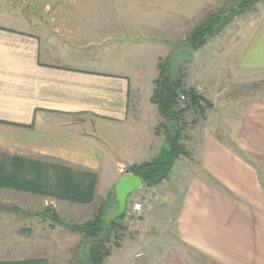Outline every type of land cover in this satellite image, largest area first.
Listing matches in <instances>:
<instances>
[{"label": "crops", "instance_id": "obj_1", "mask_svg": "<svg viewBox=\"0 0 264 264\" xmlns=\"http://www.w3.org/2000/svg\"><path fill=\"white\" fill-rule=\"evenodd\" d=\"M165 2L170 5L155 0L149 9L170 12L177 21L190 13L178 10V0ZM66 3L0 0V151L50 161L49 173L63 166L95 174L89 205L99 206L126 169L160 154L161 116L151 103V125L140 124L124 63L131 44L123 33L115 35L111 21H72L81 7L72 11ZM259 11L250 27L237 26L239 36L226 39L223 66L238 76L264 75V1ZM197 94L213 106L201 119L196 110L191 123L185 119L189 157L179 156L159 184L143 185V200H132L145 204L141 215L124 218L129 228L102 264H264V99L235 105L224 95L215 108L213 97ZM99 134L118 144L124 160H115ZM101 177L106 183L100 188ZM14 195L11 202L0 199V264H71L81 235L35 214L52 207L62 218H75L74 212L88 211L86 204Z\"/></svg>", "mask_w": 264, "mask_h": 264}, {"label": "rangeland", "instance_id": "obj_2", "mask_svg": "<svg viewBox=\"0 0 264 264\" xmlns=\"http://www.w3.org/2000/svg\"><path fill=\"white\" fill-rule=\"evenodd\" d=\"M154 1L155 0H66V5L70 7V10L72 11H74L72 8L75 9L77 7H81V9H88L92 5L87 12L81 11L80 8H77L76 11L78 12H74L71 15L72 21L81 22L86 25L89 23L111 21L115 24L114 34L120 36V34L123 33V37L131 44L130 58L124 60V63L132 83L133 91L131 100L138 103V109L136 110L139 111V115L141 117L140 124L142 123L143 127L146 125L149 127L152 119L154 118V112H151L154 106L151 105L150 97L154 90V81L159 77L158 64L167 65L166 63H168L173 73H176L177 68L180 67L182 87L188 91L191 90V87L189 86V84H191L193 89L196 90H193L194 92H200V94L206 93L207 95H210L217 101L215 108L220 106L218 101L221 99L220 97H224V95L228 96L229 99H231L230 102H233L235 105H238L239 102H246L253 97L264 99V75H256L254 77L238 76L235 72H232L231 68L223 66L225 61V43L227 37H231V39H233L236 35L239 36V32L236 30L237 26L242 29L245 25L248 26L249 23L252 24L257 21V18H259V10L261 9V3L264 0H261L253 6H250L236 14L231 19L229 24L226 25V29L225 26L218 34L207 36L204 44L198 49L200 51L189 55L186 54L188 53V48L186 47L188 42L186 39L191 35L193 30L198 26H201L202 23L207 20L209 15L228 7L234 8L236 6L231 4L242 0H178V10L186 9L190 12L188 13V16H184V14L183 16H180V20L178 21L171 17L170 12H153L150 10V5H152ZM165 1L166 0H163L162 5L169 6V2L167 3ZM186 1L188 3H186ZM184 2L185 5L181 7ZM95 6H97V13L93 10V7ZM118 24L119 26H123V30L118 27ZM185 57L187 58L186 61ZM200 87L203 89L204 93L198 90ZM208 102L212 108L213 104L210 101ZM201 104L204 106L206 105L205 102H201ZM211 108L205 110L204 116ZM195 110L194 106H190L186 109L184 119L188 120L187 123L192 122V111L194 112ZM217 110L218 109H216L212 115H216L217 112L219 113ZM197 114L198 115L195 118L201 119L202 115L199 113ZM187 128H185L182 133L183 138L181 142L186 153L185 156L189 157V146L187 141L184 139L187 134ZM158 133L162 135L161 132ZM99 138L101 139L98 140L99 143H105L103 146L105 149L107 147L110 151H113L115 160H124L122 152L118 148V144H112L108 135L99 134ZM107 139H110L109 142ZM0 155H3L5 158L11 157V155L5 151H0ZM15 157L18 156L15 155ZM0 159H2V157H0ZM41 159L34 158L32 160L49 165L50 161H42ZM177 164V168L180 167V169L186 166V163L182 158L177 161ZM33 173L34 172H29L25 174V177H27V179L33 178ZM51 174L52 173H48V177H51ZM105 183L104 178L103 180L100 179V188L104 187ZM98 191L100 192V189ZM107 191L108 190L106 189L103 190L101 194L103 199L105 198ZM14 192L24 191L0 187L1 201L7 203L14 200L16 195H14ZM95 192L96 190L94 191L92 201L96 196ZM139 192L140 190L134 191L128 197L127 205L129 204V208L132 206V200L138 198L143 200V196L138 195L140 194ZM40 198L43 199L44 197L37 196V199ZM111 198H113V191ZM92 201L88 203H78L86 204L84 207L88 208V211L87 209L85 211L86 215H83L81 211L74 212L75 218L78 219L70 217L64 218L65 221L82 223L92 219L95 207L98 206L97 201L95 204L90 206L89 204ZM113 202H110L108 206L109 210L116 208V204ZM78 204L73 205L71 203V207L77 206V208H81ZM100 204L101 203H99V205ZM139 215H141V213ZM120 224L123 225V227L125 226L126 219H124V217L120 221ZM125 227L124 230L126 229ZM122 235L123 231H120L118 235L119 238H116L118 242L120 241V237ZM113 240L108 245L110 248V254L112 249L116 247L114 246ZM160 243L162 246V239L160 240ZM163 245H165V247L168 246L167 242H164Z\"/></svg>", "mask_w": 264, "mask_h": 264}, {"label": "trees", "instance_id": "obj_3", "mask_svg": "<svg viewBox=\"0 0 264 264\" xmlns=\"http://www.w3.org/2000/svg\"><path fill=\"white\" fill-rule=\"evenodd\" d=\"M261 0H242L233 2L223 10L214 12L207 20L193 30L186 39L188 44V55L198 50L205 42L207 36L218 34L231 19L242 10L253 6ZM158 64L159 77L154 81V90L150 97L160 116L161 122L156 131L161 132L164 138V147L160 154L147 162L133 165L128 168L129 172L137 175L143 180L147 187L159 184L167 178L175 160L186 155L182 146V133L186 128L184 113L190 106H194L197 113L204 116L205 110L211 108L208 100L196 92L185 90L182 87L181 68L176 73L170 69L169 64ZM183 95L186 99V108H178V99ZM205 102V106L201 104ZM161 129V130H160ZM0 159V187L13 188L27 193L56 197L72 203H88L92 201L96 188V175L90 172H75L68 167H54L55 172L48 177L47 164L32 159L21 157H3ZM26 172V173H25ZM33 173V178L25 177V174ZM47 172V173H46ZM24 176V177H23ZM112 191L99 205L92 219L82 223L65 221L52 207H47L36 213L40 219L49 221L50 226H59L71 233L81 235V242L76 250L75 259L72 264H102L110 254L108 245L112 242L114 246L119 243V232L124 230L120 221L124 214L113 221L110 232L104 236L103 217L108 212ZM114 203V202H113ZM41 260H30L27 263H38Z\"/></svg>", "mask_w": 264, "mask_h": 264}, {"label": "water", "instance_id": "obj_4", "mask_svg": "<svg viewBox=\"0 0 264 264\" xmlns=\"http://www.w3.org/2000/svg\"><path fill=\"white\" fill-rule=\"evenodd\" d=\"M143 180L137 175L126 169L123 175L113 183V201L116 208L109 210L103 217L104 236L110 232V226L113 221L121 217L126 210L128 197L143 187Z\"/></svg>", "mask_w": 264, "mask_h": 264}, {"label": "built area", "instance_id": "obj_5", "mask_svg": "<svg viewBox=\"0 0 264 264\" xmlns=\"http://www.w3.org/2000/svg\"><path fill=\"white\" fill-rule=\"evenodd\" d=\"M186 100H185L184 96H180L179 102H178L179 103L178 107L180 109L185 108ZM144 206H145V204L142 201L135 202L130 208H129L128 205H126L124 218H128L129 219V218H132V217H137L142 212Z\"/></svg>", "mask_w": 264, "mask_h": 264}]
</instances>
